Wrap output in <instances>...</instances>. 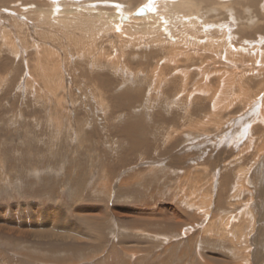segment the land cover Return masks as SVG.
I'll use <instances>...</instances> for the list:
<instances>
[{
	"label": "rangeland",
	"instance_id": "374dc122",
	"mask_svg": "<svg viewBox=\"0 0 264 264\" xmlns=\"http://www.w3.org/2000/svg\"><path fill=\"white\" fill-rule=\"evenodd\" d=\"M103 1L0 0V264H264V124L245 126L249 151L232 142L248 105L264 103L263 27L208 15L230 35L209 24L198 42L227 41L240 68L258 55V72L222 85L202 74L224 71L215 53L181 61L178 51L193 49L177 35L176 53L144 38L122 55L112 33L83 25L95 15L84 9ZM242 1L234 12L248 16ZM66 8L79 16L63 19ZM169 56L194 72L181 92L179 79L157 82ZM209 84L214 95L198 93ZM242 182L249 190L238 194ZM194 202L207 203L208 218ZM221 220L239 236L223 239Z\"/></svg>",
	"mask_w": 264,
	"mask_h": 264
},
{
	"label": "bare ground",
	"instance_id": "6f19581e",
	"mask_svg": "<svg viewBox=\"0 0 264 264\" xmlns=\"http://www.w3.org/2000/svg\"><path fill=\"white\" fill-rule=\"evenodd\" d=\"M49 1L50 0H47L48 3H49ZM55 1H57V0H55ZM62 1L64 4H67L68 1H70V0H62ZM65 1H67V3H65ZM97 1H99V0H97ZM152 1L153 0H139L138 2L137 1L133 2V0H124L123 4L114 5L113 3H110L111 1L104 0L103 3L102 2L100 4L98 3L100 6H98V7L96 6V8L91 7L92 9H89V10H87L86 8L84 9V11H87V13H85L83 15L84 17L87 18V17H91V15H93V14H95V15L91 21H85L83 25L85 27L90 26L92 28V30L94 32H96L97 35H99L101 33L106 34L107 32L112 33L111 34L112 37L114 39L115 38L118 39V41L116 40L118 42L117 44L121 45V49H122L121 51L123 53L122 55H124V53L126 51L125 48L128 49V47L130 48L131 46H135L136 43H137L138 47L140 46L144 49L146 47V44L149 43L148 42L149 40H152V42L150 43L151 45H153L152 43L156 41L157 45H158V42L160 43L159 48L165 47V49L161 50V51L170 52L171 54L176 53V52H174V50L178 48V45L176 43L177 39L174 37V35L175 36L177 35L180 38V41H178V43L181 42V40H183L181 42V45L179 44L180 48L188 49L189 47H191L193 49V50H188L191 53L186 52L185 50L184 51L182 50L184 53L183 52L180 53V50H179L177 53L178 55L176 56L178 59H180V56H182V55L188 56V54H189V56H191V59L192 58L197 59L198 57H195V56H196V53H197V56H199L198 52L200 51V49H202L204 51V53H206L203 56H208L209 58L214 56V53H215L216 60L217 59L219 60V63H221L222 67H224V71L216 69V71H213L212 73H207V74L202 73V74L205 76V79H207V76L209 74L214 73L216 75H220V77L218 79H219V82H221V83L223 82L222 85H224V82H229L231 80L234 81V80L238 79L240 76H242L241 80H245L246 76L249 73L254 74L255 71L258 72L257 69L259 68L258 67L259 65H256V63L258 62V61H256L258 55L256 56L253 50H252L253 51L252 54H253V57H255L256 59L251 60L249 58V60L246 62V64L243 67L241 64V67L243 69H246L245 70L246 72H243L244 70H242V68H240L237 63L233 64V62H229L230 61L229 60L230 55L227 52L228 49H226L228 47L227 41L225 43L222 42L218 46H215L212 43V41L201 42V43L197 41L199 35H201V34L207 35V32H208L207 29H208L209 24L211 26H213L215 29H217V30L219 29L218 32L222 34V37L223 38L225 37V40H228V37H229L228 35H230V34L228 32V28H227L228 26H226L227 23H221V24L209 23L208 22L209 21L208 15L211 12H217L219 14H228V13L233 14L236 18V21H242L244 23V27H242L240 30H244V29L246 30V29L254 27V26L258 27V22L261 24V26L264 29V23H262V22H260V20H258V18H260V17H262V15H264V9H262L260 7V5H257V8L259 7L258 11L256 9L254 11L251 10L253 5L255 6V3L253 0H243L242 1V6L249 10L247 12L248 16H245V12H242V13L238 12L237 14L234 12L235 10L233 8V5H238L241 2V0H234L233 2L231 0H204V1L203 0H159V1H156L155 3L151 4ZM259 2L261 3V5L264 6V3H263L264 0H260ZM204 3H207V5L204 6ZM42 5H43V3H42ZM49 6H52V5H49ZM31 7H33V6H31ZM31 7L29 9L30 11H32L34 9L33 8L31 10ZM54 9L55 8H53L52 10H54ZM77 10L71 9V8H66V9H64V14L59 13L58 15L61 17L63 16L62 17L63 19L70 20L71 17L79 16V12ZM93 10H95L96 12L92 13ZM49 11H51V10H49ZM58 11H59V9H57V11H55V12H58ZM45 13H48V12L46 11ZM35 14H36V12H35ZM43 15H45V14H43ZM43 20H44V18H43ZM232 20H233V17H232ZM213 22H217V21H213ZM240 30H239V32H240ZM253 30H255V29H253ZM162 33H163V35L165 34V36L168 40L174 42L175 45H172L170 43L168 44L167 41L162 37ZM106 38H105V40H106ZM144 38L148 39L146 41L147 43L144 42L145 44L142 41ZM96 41H98V40H96ZM131 41L133 42L132 45H130ZM112 43H114V41ZM182 43H184V45ZM137 46H135V47H137ZM117 48H118V45H117ZM191 48H189V49H191ZM113 50H115V47ZM193 51H194V54H193ZM190 54H192V55H190ZM222 55H224V56L226 55L225 61L227 63H223V61H221ZM240 55L241 54H239V52L236 54L237 57ZM114 57H116V56H113L112 60L114 59ZM188 59H185V60H188ZM182 60H184V59H182ZM162 61H164L165 64L169 65V69H170L171 73L168 74L167 76L166 75L165 76L158 75V81H157V79H156V81L160 83V82H164V81L167 82L168 80L172 81L173 78L179 79L180 82L175 84L176 88L175 87H173V88H174V91H178V90L180 92L183 91L184 87H186L188 85L187 82L192 81L193 75L191 73L193 71L190 73L188 69L187 70H180V66L178 65L179 61L177 59H175V57H173V56H169L168 59H162ZM199 62L201 63L203 61H199ZM205 63H207V62H205ZM208 64L209 63L205 64V66L206 65L210 66ZM160 66H161L160 68L162 70V65H160ZM230 67H232V68H230ZM157 68H158L157 71H160L159 65ZM203 68H204V65H203ZM211 69H213V68H211ZM196 70H197V68H196ZM200 70H202V68ZM204 70H205V68H204ZM204 72H206V71H204ZM154 75H156V74H154ZM218 79H216L214 77L211 81L215 82L216 80L218 81ZM171 81L167 82V83L170 84ZM240 83H239V89L241 90L242 88L240 87ZM222 85H220V86H222ZM160 86H162V85H160ZM243 90H245V89H243ZM209 92H211V95H214V93L216 92V90L213 89L211 84H209V88L207 86V88L199 87V89H198L199 94H205L206 95V94H209ZM250 93H251V91H249V90H247L245 92L241 91L242 97H244V95L250 94ZM255 97H258V95H255ZM213 100H214V103H213L214 107H216L217 109H220L219 103H218L216 97ZM226 101L227 100H225L223 102H226ZM259 105H260L259 103L253 104V101H252V103H250L248 105L249 106V110H248V112H249L248 116L249 117L246 118V116H245V119H243V120H247V119L248 120L243 121L242 122L243 125L238 126L240 122H237L234 125L235 127H239V129L237 128L236 131L233 132L232 142H235L237 140L239 142H242V143L244 142L243 145H244L245 149L243 150V152L244 151L246 152V150L249 151L250 148L252 147V146H248V143H246V141L249 137V133H248L247 128H245V126L247 127V126H250L252 124L251 126L253 129L254 128L253 124H255V126L260 124V123L264 124V103L262 102V104L260 106ZM215 113H217V112H215ZM213 115H216V114H213ZM250 118H251V120H249ZM257 130H259V129H257ZM251 134H252V132H251ZM256 135L253 134V137L257 138ZM219 140H222V139H219ZM250 142H249V144H250ZM234 144L237 147V144L236 143H234ZM256 146H257V144H256ZM257 151H258V149H257ZM260 153H262V152H258L257 156H259ZM248 172L249 171L243 172L242 173L243 176L247 175ZM178 180H179V178H178ZM238 184L239 183H237V185ZM239 188H240V190L238 191V194L240 192L245 191V190H249V188L246 187L245 183H243V182L240 184ZM233 194H235V193H233ZM238 194H236V195H238ZM209 198L210 197H206L205 200L208 201ZM191 207L199 208L200 211L202 210L204 212V214H206V218H208L209 208H208L207 203L203 204V203L194 202L193 204H191ZM249 210L250 209L248 208V211ZM198 214H200V213H198ZM137 218H138V216H137ZM221 221L223 222L221 224L223 226V229L220 230V234L222 235L223 239H229L230 240V239H233V237H235V235H238V234H235L234 236L233 235L231 236L230 234L233 231L231 224L225 223L223 220H221ZM240 221L242 222V220H240ZM232 222L233 223L235 222V225L239 224V223H236V221H232ZM62 229H63V227H62ZM214 229H215L214 227L210 226L207 230H205V233L208 234L210 231H212ZM245 245H247V244H245ZM247 249H248V247H246V250ZM246 254H247V256L250 255L249 252H246ZM244 259L246 261L249 260L248 258H244Z\"/></svg>",
	"mask_w": 264,
	"mask_h": 264
}]
</instances>
